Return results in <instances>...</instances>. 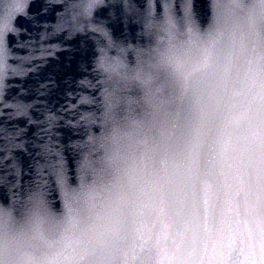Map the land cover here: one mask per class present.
<instances>
[{
	"label": "clouds",
	"instance_id": "clouds-1",
	"mask_svg": "<svg viewBox=\"0 0 264 264\" xmlns=\"http://www.w3.org/2000/svg\"><path fill=\"white\" fill-rule=\"evenodd\" d=\"M207 10L101 50L74 174L0 202V264H264V0Z\"/></svg>",
	"mask_w": 264,
	"mask_h": 264
},
{
	"label": "water",
	"instance_id": "water-1",
	"mask_svg": "<svg viewBox=\"0 0 264 264\" xmlns=\"http://www.w3.org/2000/svg\"><path fill=\"white\" fill-rule=\"evenodd\" d=\"M165 3L182 14V0L52 3L0 73V202L37 181H49L47 169H41L43 157L37 155L43 151L40 145L65 149L85 138L81 116L96 107L95 64L101 50L109 43H143L142 17L150 5L153 15H162ZM89 4L94 7L89 9ZM192 6L201 17L207 14V0H193ZM98 26L103 33L94 30ZM63 155L72 176L73 154L63 151Z\"/></svg>",
	"mask_w": 264,
	"mask_h": 264
},
{
	"label": "snow or ice",
	"instance_id": "snow-or-ice-1",
	"mask_svg": "<svg viewBox=\"0 0 264 264\" xmlns=\"http://www.w3.org/2000/svg\"><path fill=\"white\" fill-rule=\"evenodd\" d=\"M87 7L91 9L92 7H94V5L89 4ZM192 7L193 6L186 5L182 0L180 10L182 13L190 12ZM164 9H165L164 11L165 14L173 11L172 8L167 3H165ZM153 11L154 9L150 5L147 10V13L153 14ZM8 15L10 16L11 13H9ZM5 27H7V25H5ZM94 30L102 33L104 32L103 28L99 26ZM104 35H108V34L104 33ZM109 47H111V43H109ZM7 54H8L7 46L6 45L0 46V56L4 57L6 60ZM98 86H99V82H98ZM95 101L96 100L94 99L92 102L95 103ZM81 120L85 122L86 116H81ZM81 135L82 136L87 135L86 127L84 128ZM40 147L43 149V151L38 152L37 155L42 156L44 160L43 165H41V169L42 170L47 169L50 178L49 181H45L43 183L48 186L49 195L53 196L54 194H56V189L58 188V186H60L63 183H66L69 179H71V175L69 174L71 170L68 167L69 161L65 159L63 155V151H69L73 154L71 162L75 164L77 163V154L75 152L74 144H69L65 149L55 148L50 143L40 145ZM52 178H54V180ZM4 195L7 194L4 193ZM15 195L16 192H12V196Z\"/></svg>",
	"mask_w": 264,
	"mask_h": 264
}]
</instances>
